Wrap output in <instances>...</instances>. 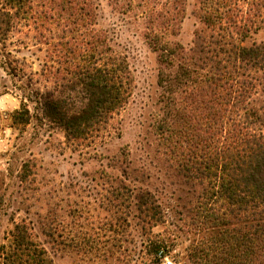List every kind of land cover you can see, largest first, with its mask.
Masks as SVG:
<instances>
[{"label": "rangeland", "instance_id": "rangeland-1", "mask_svg": "<svg viewBox=\"0 0 264 264\" xmlns=\"http://www.w3.org/2000/svg\"><path fill=\"white\" fill-rule=\"evenodd\" d=\"M82 1L88 17L62 10V0H27L0 34V264H13L17 226L45 254L15 264H159L161 250L175 264H212L195 250L228 204L205 170L199 126L180 119L186 104L167 101V69L148 37L189 51L207 28L203 16L225 9L217 0ZM232 3L226 26L256 32L247 44L264 42V0ZM97 36L128 66L131 97L106 131L73 144L43 116L39 93L63 75L65 42ZM24 107L31 120L16 124Z\"/></svg>", "mask_w": 264, "mask_h": 264}, {"label": "trees", "instance_id": "trees-1", "mask_svg": "<svg viewBox=\"0 0 264 264\" xmlns=\"http://www.w3.org/2000/svg\"><path fill=\"white\" fill-rule=\"evenodd\" d=\"M217 1L224 13L203 16L207 28L197 34L189 51L156 35L148 39L167 69L160 78L167 101L174 106L186 104L179 109L180 119L196 122L203 133L196 139L207 160L205 170L215 180L211 184L215 194L228 204L223 218H215L219 230L208 238L202 236L196 256L212 264H264V42L247 44L256 32L246 26L236 31L228 28L224 19L236 3ZM7 2L16 11L0 10V34L4 35L27 0ZM61 6L90 15L86 1L62 0ZM93 39L83 46L65 42V67L57 70L63 75L55 90L39 93L43 116L73 144L106 131L131 97L128 66L112 54L104 37ZM179 90L183 100L175 97ZM13 117L20 125L31 120L26 107ZM26 231L16 227L13 264L26 253L28 258L43 260L45 252L29 247Z\"/></svg>", "mask_w": 264, "mask_h": 264}, {"label": "built area", "instance_id": "built-area-1", "mask_svg": "<svg viewBox=\"0 0 264 264\" xmlns=\"http://www.w3.org/2000/svg\"><path fill=\"white\" fill-rule=\"evenodd\" d=\"M157 256L159 259V264H175L174 261L171 258H169V256L166 255L162 250L159 251Z\"/></svg>", "mask_w": 264, "mask_h": 264}, {"label": "crops", "instance_id": "crops-1", "mask_svg": "<svg viewBox=\"0 0 264 264\" xmlns=\"http://www.w3.org/2000/svg\"><path fill=\"white\" fill-rule=\"evenodd\" d=\"M3 145H4V143H3L2 145H0V150H1V148H4V146H3Z\"/></svg>", "mask_w": 264, "mask_h": 264}]
</instances>
